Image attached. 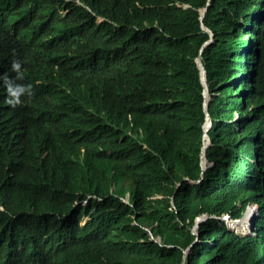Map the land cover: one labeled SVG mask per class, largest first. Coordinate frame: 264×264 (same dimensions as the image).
Instances as JSON below:
<instances>
[{
    "label": "trees",
    "instance_id": "trees-1",
    "mask_svg": "<svg viewBox=\"0 0 264 264\" xmlns=\"http://www.w3.org/2000/svg\"><path fill=\"white\" fill-rule=\"evenodd\" d=\"M5 1L0 264H264V0ZM253 204L259 237L219 219Z\"/></svg>",
    "mask_w": 264,
    "mask_h": 264
},
{
    "label": "clouds",
    "instance_id": "clouds-1",
    "mask_svg": "<svg viewBox=\"0 0 264 264\" xmlns=\"http://www.w3.org/2000/svg\"><path fill=\"white\" fill-rule=\"evenodd\" d=\"M5 4H6L5 0H0V14H2L5 11ZM205 9L207 11V8H205ZM205 9H203V11ZM201 17H202V15H201ZM203 27L205 30H207V27L204 24H203ZM13 32H14V24H12V23L5 24V25H3L2 28H0V49L9 48V44L11 43V36L13 35ZM210 36H211V34H210ZM213 38H214V35H213ZM209 40L203 45V47L212 41V40L211 41H209ZM203 47H202L201 52L203 51ZM201 62H202V60H201ZM202 64H203V62H202ZM29 65L30 64H24L18 60H10L9 63L3 65L4 67L0 71V75L2 77L1 80L3 81V84H4L5 89H6L5 90V92H6L5 93V101L9 106L14 107V106L20 104L21 102H23L24 98H21L22 97L21 94L25 93L26 89L28 92L31 88V85H20V84L13 85L12 83H10V82L16 81L19 78L20 66H22L26 69ZM201 79H202V69H201ZM205 81H206V85L204 84L203 79H202L203 85L205 87V89H204V97H205L204 110L206 112V119H205V122L203 124L204 133L201 135V148H200V157L202 158L201 164H202L203 168L212 165V162H208L206 152H207L208 148L213 145V133L215 131L216 125H215V119L211 116V114L208 110V107L210 106V104H212L214 96L217 93H219V91L217 92L216 90L213 89V87L208 86L206 72H205ZM220 92H221V90H220ZM209 96H211V99H209ZM207 122H209V126H206ZM210 126H215V127L209 128ZM206 135H208V137H209L208 143H206V141H205ZM125 198L128 199V197H125ZM219 219L224 221L230 229L236 231L235 227L232 226V224H231L232 222H234V219H231L228 214L224 213V214L220 215ZM204 220H206L205 216L199 217L197 219V223H196L195 227L193 228V233H197V229H198L200 223ZM150 233H151V236H153L152 231H150ZM199 236H198V238H199ZM157 240L160 241V238H158ZM194 243H195V241L189 246V248H187L185 250V254H188L191 251V246Z\"/></svg>",
    "mask_w": 264,
    "mask_h": 264
},
{
    "label": "bare ground",
    "instance_id": "bare-ground-1",
    "mask_svg": "<svg viewBox=\"0 0 264 264\" xmlns=\"http://www.w3.org/2000/svg\"><path fill=\"white\" fill-rule=\"evenodd\" d=\"M104 19V18H103ZM106 22V21H105ZM55 65V64H54ZM49 66V65H48ZM198 66H199V64H198ZM204 66V65H203ZM201 68V67H200ZM204 68H205V66H204ZM49 69V68H48ZM238 86V85H237ZM231 87V86H230ZM243 90V89H242ZM239 100V99H238ZM218 104L217 103H214L213 105H212V107H216ZM239 109H241V106L238 108V110ZM206 126H209V122H207L206 123ZM211 127H213V126H210L209 128H211ZM208 129V128H207ZM205 141H206V143H208L209 142V137H208V135H206L205 136ZM64 142V141H63ZM142 144V143H141ZM80 151V150H79ZM132 187V186H131ZM259 210H260V206H259V204H253V205H251V206H249L248 208H247V211H246V209H244L243 210V213L244 212H246L245 213V215L243 216V217H241V218H239V219H236V220H234V222H233V226L235 227V229H236V232L237 233H239V225L241 226V225H243V226H245V228H246V230H247V233H239V234H241V235H256V237H259L258 236V234H256L255 233V224H256V217H257V215H258V213H259ZM222 214H223V212H221ZM249 226H251L252 227V229H249ZM40 235V234H39ZM39 235H36V236H39ZM46 235V234H45ZM52 235V234H51ZM30 236V235H29ZM31 237H33L32 235H31ZM40 237H41V235H40ZM30 238V237H29ZM28 238V239H29ZM35 238V237H34ZM45 239V238H44ZM31 240V239H30ZM26 241V240H25ZM40 241V240H39ZM27 242H29V241H27ZM34 242V241H33ZM39 243V242H38ZM37 243V244H38ZM26 244L27 243H25V247H26ZM22 245H24V244H22ZM39 245V244H38ZM16 246V245H15ZM28 246V245H27ZM42 246V245H41ZM47 246V245H46ZM50 246V245H49ZM19 247V246H18ZM31 247V246H30ZM40 247V246H39ZM38 247V248H39ZM11 248V247H10ZM9 248V249H10ZM13 248V247H12ZM34 248H36L35 246H34ZM38 248H36V249H38ZM16 249H17V247H16ZM23 249V248H22ZM32 249H33V247L31 248V250L30 251H32ZM35 249V250H36ZM11 250V249H10ZM18 250V249H17ZM34 250V249H33ZM34 250V251H35ZM40 250V249H39ZM14 251H15V249H14ZM21 251V250H20ZM38 251V250H37ZM12 252V251H11ZM43 252V251H42ZM45 252V251H44ZM12 253H14V252H12ZM11 253V254H12ZM23 253H25L26 254V252H24L23 251ZM32 253V252H31ZM37 253V252H36ZM10 254V253H9ZM15 254V253H14ZM47 254V253H46ZM45 254V255H46ZM15 255H18V254H15ZM14 255V256H15ZM31 255V254H30ZM35 257H36V255H34ZM41 256V255H40ZM31 257V256H30ZM45 257V256H44ZM4 258V257H3ZM2 258V259H3ZM8 258H9V256H8ZM20 258V257H19ZM22 258H24V257H22ZM37 258V257H36ZM21 259V258H20ZM25 259V258H24ZM28 260V259H27ZM31 260V259H30ZM38 260V259H37ZM45 261V260H44ZM30 262V261H29ZM39 261H37L36 263H38ZM25 263V262H24ZM33 263H35V262H33ZM35 263V264H36ZM26 264H28V262H26Z\"/></svg>",
    "mask_w": 264,
    "mask_h": 264
},
{
    "label": "water",
    "instance_id": "water-1",
    "mask_svg": "<svg viewBox=\"0 0 264 264\" xmlns=\"http://www.w3.org/2000/svg\"><path fill=\"white\" fill-rule=\"evenodd\" d=\"M205 12H206V9L203 11V13H202V19H203V17H204V14H205ZM207 30L209 31V29L207 28ZM210 32V34H211V38H210V40L209 41H211V40H213V33L211 32V31H209ZM202 50V49H201ZM197 63L199 64V67H201V69H202V79H203V82H204V84L206 85V81H205V72H206V70H205V68H204V66H203V64H202V62H201V56H199L198 58H197Z\"/></svg>",
    "mask_w": 264,
    "mask_h": 264
},
{
    "label": "rangeland",
    "instance_id": "rangeland-1",
    "mask_svg": "<svg viewBox=\"0 0 264 264\" xmlns=\"http://www.w3.org/2000/svg\"><path fill=\"white\" fill-rule=\"evenodd\" d=\"M209 99H211V96H209ZM205 169H206V167H204ZM239 233H247V230H246V228H245V226H243V225H239Z\"/></svg>",
    "mask_w": 264,
    "mask_h": 264
}]
</instances>
